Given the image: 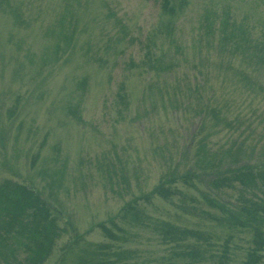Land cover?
<instances>
[{
  "label": "rangeland",
  "instance_id": "1",
  "mask_svg": "<svg viewBox=\"0 0 264 264\" xmlns=\"http://www.w3.org/2000/svg\"><path fill=\"white\" fill-rule=\"evenodd\" d=\"M170 4L0 0V188L48 206L58 234L39 264L247 259L239 223L264 193V0ZM242 165L244 182L227 176ZM2 197L0 264H32L19 224L33 220L5 235ZM186 244L202 260L181 257Z\"/></svg>",
  "mask_w": 264,
  "mask_h": 264
},
{
  "label": "trees",
  "instance_id": "2",
  "mask_svg": "<svg viewBox=\"0 0 264 264\" xmlns=\"http://www.w3.org/2000/svg\"><path fill=\"white\" fill-rule=\"evenodd\" d=\"M180 1V0H179ZM161 8L170 13L172 11V6L170 4V0H160ZM248 167V166H247ZM246 167V168H247ZM231 171V172H230ZM229 172V173H228ZM259 175L261 177V183L264 187V169H260ZM227 176L236 177L235 179L239 180L240 182H244V180L248 177L247 171L244 166L233 167L228 169ZM226 175H220L216 179H213L211 184L214 185H225L230 178H227ZM5 190L6 194H9L11 197H8V203L11 206V210L8 207V210L11 211L13 214V219L8 220L5 222L6 228L5 235H7L10 228L14 227L15 223L20 219V217H25L26 215L31 216V220L33 223H22L19 226L26 229L27 236L31 240L33 248L30 249L31 251V263L32 264H39L42 262L50 249V246L53 244V237L58 234V229L54 225V219L49 217L48 206L43 203L39 197L30 189L26 188L23 185H12L11 188H7V186L1 185L0 188V195L5 197ZM14 191V192H13ZM11 192L15 194H10ZM208 203L211 204V201L207 199ZM249 208H243L244 212L247 214V217L243 222L239 223L240 226H245L251 229L252 231V244L253 247L247 252V259L243 262V264H258L261 260V255L259 252L264 250V231H262L259 227L261 216L259 214H264V193L263 199H261L260 203L250 202ZM29 211V213H28ZM260 211L261 213H258ZM25 215V216H24ZM39 218L38 221L34 219ZM40 220L43 222L41 223ZM234 221V219L232 218ZM19 222V221H18ZM27 225V226H26ZM182 234L188 237H194L197 239H204L194 231L190 230H182ZM185 237V236H183ZM164 241H177V239ZM6 240V237L0 236V245L3 244V241ZM194 247V246H193ZM178 250L181 254V257H188L190 260H202L200 255L203 252L198 251L197 249L192 248L190 244H186L183 246H178ZM222 259L225 260L224 255L221 256L219 263H223Z\"/></svg>",
  "mask_w": 264,
  "mask_h": 264
}]
</instances>
